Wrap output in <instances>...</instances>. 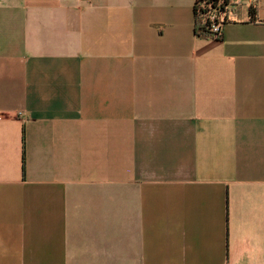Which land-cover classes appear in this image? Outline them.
<instances>
[{
    "label": "crops",
    "instance_id": "obj_1",
    "mask_svg": "<svg viewBox=\"0 0 264 264\" xmlns=\"http://www.w3.org/2000/svg\"><path fill=\"white\" fill-rule=\"evenodd\" d=\"M197 1L0 0V264H264V0Z\"/></svg>",
    "mask_w": 264,
    "mask_h": 264
},
{
    "label": "built area",
    "instance_id": "obj_2",
    "mask_svg": "<svg viewBox=\"0 0 264 264\" xmlns=\"http://www.w3.org/2000/svg\"><path fill=\"white\" fill-rule=\"evenodd\" d=\"M245 0H217L208 13L215 37L223 36L225 27L236 20V10Z\"/></svg>",
    "mask_w": 264,
    "mask_h": 264
},
{
    "label": "trees",
    "instance_id": "obj_3",
    "mask_svg": "<svg viewBox=\"0 0 264 264\" xmlns=\"http://www.w3.org/2000/svg\"><path fill=\"white\" fill-rule=\"evenodd\" d=\"M217 0H199L195 4V34L199 38L221 40L216 38L212 32L211 23L208 19V13ZM25 172V157H24Z\"/></svg>",
    "mask_w": 264,
    "mask_h": 264
}]
</instances>
